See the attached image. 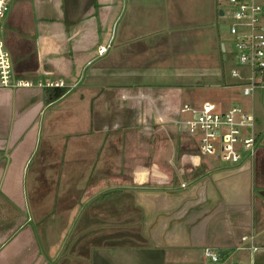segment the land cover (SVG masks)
Returning a JSON list of instances; mask_svg holds the SVG:
<instances>
[{"label":"crops","instance_id":"0c3cea01","mask_svg":"<svg viewBox=\"0 0 264 264\" xmlns=\"http://www.w3.org/2000/svg\"><path fill=\"white\" fill-rule=\"evenodd\" d=\"M63 1L20 12L8 30L9 54L26 49L36 75L62 79L69 90L46 104L44 89L0 88V264H206V249L222 253L223 264H263L264 148L235 167L149 152L129 115L139 121L149 111L157 124L138 96H163V110L178 108L169 109L162 92L137 89L135 72L213 62L209 3L197 0L195 19L178 17L183 0L126 3L131 19L81 79L65 49L79 47L81 61L97 54L121 5ZM136 23L144 36L134 35Z\"/></svg>","mask_w":264,"mask_h":264},{"label":"rangeland","instance_id":"374dc122","mask_svg":"<svg viewBox=\"0 0 264 264\" xmlns=\"http://www.w3.org/2000/svg\"><path fill=\"white\" fill-rule=\"evenodd\" d=\"M121 5V16H118L117 20L111 24L112 28H109L108 38L105 41L107 44L109 43L110 48L108 52L110 53V49L116 43L113 41L114 33L122 34L123 29L126 27L127 20L131 19L127 14L130 11V8H127V12L125 13L126 5L134 0H119ZM142 3H145L144 0H141ZM212 2V7L210 2ZM257 3L263 8L264 13V0H256ZM209 3L208 7L212 8V23L210 26H213L215 32L213 36L210 38L209 42H213V46L215 48V53L212 54L213 62L205 65V64H190L184 63L180 64H167L165 67L161 68L157 65H151L153 67H157L160 69H154L153 67L142 70L141 72H135L134 83H136L137 89L142 91H158L162 92L166 98L168 99L167 105L169 109L173 107H178L177 104L179 101L182 103H190L192 105H200L204 101L213 102L216 104L218 108L224 109L228 105H238L243 106L249 104L250 99H244L241 95L240 86L237 83L236 78H232L230 75V71L235 68V54L233 51V38L227 33L220 32V25H227L233 21L232 16V8L226 2V0H205V3ZM127 3V4H126ZM152 3V2H151ZM65 4L63 0H12L10 4V12L7 15L4 24H3V40L5 44L8 43V30L9 28L16 23L20 12L30 11L31 9L39 8V9H60ZM182 6H179L180 12L177 14L180 17V14L183 13L186 19H195L196 13L202 11L203 3L197 0H183ZM206 8V7H204ZM223 11V15H219V11ZM17 14V15H16ZM125 15V16H122ZM211 15H209L210 17ZM20 18V17H19ZM133 20L137 19V16H132ZM183 19V18H182ZM16 20V21H15ZM18 23V22H17ZM134 35L136 37H142L146 33L140 30V27L137 23L134 26ZM172 35L168 36V45L172 43ZM219 44V45H218ZM221 44L224 45L225 51L221 53ZM9 53L11 50L8 47L6 48ZM64 49H60L59 55L54 56H46L45 60L50 61L53 57L61 56ZM96 52L98 47L94 49ZM81 49L79 47H71L69 49H65L64 56L72 62V70L75 68L76 70L72 73L74 75L77 74V77L81 76V79L84 75L88 73H92L91 70L95 65L100 64V62L106 58H102L103 56H98L94 54L93 56L87 58L85 61L80 60ZM165 51L169 54L170 51H174L173 48H166ZM225 55L226 59L222 60L221 57ZM11 55V54H10ZM15 56V59L13 58ZM13 70L17 78L19 79H27L32 82H62V79H55L49 75L39 74L36 75L37 64L33 61L29 60L26 55V49L18 48L14 51V55H11ZM95 60V61H94ZM74 62V63H73ZM92 62V63H91ZM104 62V60H103ZM89 63H91L89 65ZM88 66V67H87ZM135 68L140 67L141 65L134 64ZM87 67V68H85ZM46 69H50L48 65H45ZM85 69V70H84ZM107 72L108 70H103ZM74 75V76H75ZM65 85V82H64ZM132 85V84H129ZM136 89V88H135ZM176 96V97H175ZM163 97V96H162ZM178 100V102H177ZM180 103V104H182ZM253 109L255 116L258 119L259 124L257 123L256 134L258 138L257 148L258 146L262 149L264 148V92H256L252 99ZM173 107H172V106ZM171 106V107H170ZM159 109L162 111V107L159 106ZM135 110V109H134ZM165 111V110H163ZM132 112V113H131ZM135 112V111H134ZM129 110V115L134 119L131 120L134 123L135 131L138 136L141 138L142 142L146 144V151L149 152H157L163 151L166 153H170L175 151L179 154H190L189 156H197V145L189 138L187 133L183 130L174 129L173 127H162L161 125H157L154 121V117L150 115L149 111L143 113L140 111L141 119L136 115V112ZM155 112V111H154ZM153 112V113H154ZM128 112H126L127 114ZM128 115V114H127ZM156 116V112L154 113ZM130 118V117H129ZM156 118V117H155ZM132 123V124H133ZM165 128V129H164ZM170 129L174 130L171 131ZM258 150V149H257ZM257 153V152H256ZM178 159V158H177ZM200 159V158H199ZM216 163L219 166H225V163L217 161ZM190 164V163H189ZM188 162L185 164L184 168L190 169V165ZM183 167V166H182ZM175 179V178H174ZM257 194V192H256ZM260 257L262 258V262L264 264V252H258ZM226 259L219 258L218 262H212L210 259H206V264H223ZM233 263V262H232ZM227 263V264H232Z\"/></svg>","mask_w":264,"mask_h":264},{"label":"built area","instance_id":"2783aa9c","mask_svg":"<svg viewBox=\"0 0 264 264\" xmlns=\"http://www.w3.org/2000/svg\"><path fill=\"white\" fill-rule=\"evenodd\" d=\"M11 1L0 0V88L16 90L66 87L63 82L41 83L16 77L12 58L2 35ZM226 2L232 8L233 21L224 26V31L233 38L236 64L230 75L237 79L241 95L244 99H250L249 104L229 105L221 109L213 102L205 101L200 106L182 103L175 111H161L158 105L162 101L161 96H138L135 99L151 104L156 112L158 125L185 131L197 145V157L235 167L251 162L257 150L256 116L252 99L256 92H264V13L256 0ZM109 46H100L97 55L103 56ZM249 249L256 250L254 247ZM204 257L212 262L219 259L218 253L209 249L204 251Z\"/></svg>","mask_w":264,"mask_h":264},{"label":"trees","instance_id":"16d2710c","mask_svg":"<svg viewBox=\"0 0 264 264\" xmlns=\"http://www.w3.org/2000/svg\"><path fill=\"white\" fill-rule=\"evenodd\" d=\"M68 90L69 89L67 87L44 89L46 104H50L57 101L62 96H64L68 92Z\"/></svg>","mask_w":264,"mask_h":264},{"label":"water","instance_id":"95a60500","mask_svg":"<svg viewBox=\"0 0 264 264\" xmlns=\"http://www.w3.org/2000/svg\"><path fill=\"white\" fill-rule=\"evenodd\" d=\"M219 15H223V12L222 11H219ZM221 51L224 52V45L221 44ZM223 58H225V56L223 55ZM219 255V258H221L223 255L222 253L221 254H218Z\"/></svg>","mask_w":264,"mask_h":264}]
</instances>
